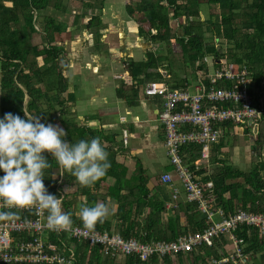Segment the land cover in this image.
I'll use <instances>...</instances> for the list:
<instances>
[{
  "label": "trees",
  "instance_id": "obj_1",
  "mask_svg": "<svg viewBox=\"0 0 264 264\" xmlns=\"http://www.w3.org/2000/svg\"><path fill=\"white\" fill-rule=\"evenodd\" d=\"M201 1L215 5L217 12L210 11L209 17L204 18L200 11ZM67 3L68 0H0V116L7 111L25 116V109L45 123L52 120L58 122L65 128V139L69 141L90 140L95 136L102 138L109 152L111 167L92 186L81 185L51 152L45 150L51 160L44 177L49 192L58 195L54 182L59 176L62 183L74 185V190L64 194L63 198L64 210L72 213V224L113 230L124 237H135L141 241L173 240L187 232L202 231L207 224L204 218L199 217L196 202L180 201L167 209L165 202L170 197L169 188L159 181V176L151 177L138 157H134L133 169L126 176L127 166L116 158L120 150L116 133L92 128L75 120L70 106L73 94L67 91L66 52L59 36L66 31L68 24L53 15V12H66ZM99 5H102V0ZM126 9L136 24L139 36L153 42L174 40L178 43L179 62L187 61L185 63L191 66L195 76L199 71L206 72L204 64L196 67V60L212 56L214 66L219 64V59L234 66L246 65L256 86L264 78V0H126ZM36 11H43V14ZM84 15H74L72 25L87 28L96 37L94 50L107 52V46L99 40L100 32L107 24L95 13L82 23L79 19ZM204 25L214 37L215 44L205 41ZM151 29L155 32L152 33ZM35 34L43 40L33 42ZM165 63L168 76L164 78L156 69ZM126 68L130 71L132 82L128 84L126 78L122 79L116 88L119 96L128 89L136 91V81L143 83L165 79L168 83L173 82L171 87L185 85L186 78H174L169 54L147 51L145 60L129 61ZM216 83L221 84L219 81ZM231 133L229 125L228 131L212 150L210 161L218 165L210 173L202 175L201 180L212 181L215 204L221 206L224 212L236 209L263 211L264 162L260 155L264 142V121L258 125L254 136L257 157L248 170H242L219 157L223 156L222 150ZM124 150V147L121 148L120 153ZM180 152L185 162L192 166L200 155V145H182ZM172 169L169 164L164 170ZM199 171H204V168ZM0 174H3V169H0ZM106 197L115 204L111 217L108 215L102 222L97 221L93 225L86 224L80 216L82 206L99 201L107 204ZM236 232L245 236V231ZM222 239L224 237L216 240L213 246L200 247L197 254H178L175 259L183 264H208L209 258H217L224 253L220 250ZM246 239L245 251L252 249L256 252L264 247V237L257 231H252ZM171 260L169 256L159 259L153 255L146 261L126 256L115 263L110 256L102 255L100 246L89 247L86 241H76L72 264H172Z\"/></svg>",
  "mask_w": 264,
  "mask_h": 264
},
{
  "label": "built area",
  "instance_id": "obj_2",
  "mask_svg": "<svg viewBox=\"0 0 264 264\" xmlns=\"http://www.w3.org/2000/svg\"><path fill=\"white\" fill-rule=\"evenodd\" d=\"M218 62L214 66L212 56L210 60L206 57L196 60V67L204 64L206 72H197V84L192 92L187 80L185 85L176 88L165 79L146 81L142 87L146 96L161 99L157 119L164 134L165 154L173 167L158 175L170 191L165 207L170 209L180 201L196 202L199 217L207 224L202 231L187 232L173 240L141 241L113 230L91 229L79 224H72L67 230H54L48 225L46 210L22 207L13 209L16 215L11 218L0 217V264H72L76 241H86L89 247L100 246L102 255L110 256L115 263L126 256L141 261L153 255L174 259L178 254H197L200 247L213 246L221 237L224 240L220 250L224 253L209 258L208 264H247L250 251H245L246 238L252 231L264 237V210L224 212L215 204L212 181H202L201 176L218 165L210 161L212 150L229 125L236 134L255 136L258 125L264 121V78L256 86L246 65L224 67V59ZM158 72L164 78L168 76L164 70ZM185 144L200 145V155L192 166L180 152ZM202 168L204 171L200 172ZM44 182L47 186L48 182L45 179ZM54 185L63 198L74 190L62 183L61 176ZM0 210H7L3 200H0ZM236 231H245V236Z\"/></svg>",
  "mask_w": 264,
  "mask_h": 264
},
{
  "label": "crops",
  "instance_id": "obj_3",
  "mask_svg": "<svg viewBox=\"0 0 264 264\" xmlns=\"http://www.w3.org/2000/svg\"><path fill=\"white\" fill-rule=\"evenodd\" d=\"M100 1L94 0L91 5H86L85 0H68L66 5V11L68 9L72 11L75 5L80 4L78 11L74 14H85L79 19L82 23L86 21L88 10H96L98 12L94 13L100 16L104 24H107L99 36L100 42L106 43L107 52L101 50L96 52L88 46L87 41L92 38L89 37L91 32L87 28L82 26L77 28L75 24L72 25L73 30L69 29L71 26L66 28L67 35L74 32L79 35L76 40L77 45H69L72 54L76 57L69 59V52L65 50L67 61L65 73L69 76L67 91L73 94L70 106L74 111L75 120L80 124L116 133L120 150L123 147L125 149L121 153L119 150L116 158L127 166L126 176H129L133 169L134 157H138L148 174L154 177L157 175L155 170L160 167L165 169L169 165L163 157L164 134L157 119L161 99L157 96H146L143 93L142 87L145 82L137 83L136 81V91L128 89L122 96L116 93V88L123 78H126L128 84L132 82L129 77L130 71L126 68L129 61L145 60L147 51H152L154 54L162 52L157 51L160 46L154 47L153 44L156 42L138 35L136 25L132 24L133 21L130 20V25H125L121 17L119 23L115 22V17H107L106 8L108 3L112 2L102 0L100 6ZM115 34L118 37L117 41L113 39ZM171 42L175 41L171 40ZM71 63L72 68H69ZM159 70L168 72L166 63L158 66L156 72ZM181 72L180 75L174 73L176 80L186 78V74ZM56 124L59 123L56 122ZM124 134L126 135L125 144L122 141ZM68 185L74 188V185ZM102 190L104 192V189L100 191ZM249 251L250 260L247 264H264V247L256 252L252 249Z\"/></svg>",
  "mask_w": 264,
  "mask_h": 264
},
{
  "label": "clouds",
  "instance_id": "obj_4",
  "mask_svg": "<svg viewBox=\"0 0 264 264\" xmlns=\"http://www.w3.org/2000/svg\"><path fill=\"white\" fill-rule=\"evenodd\" d=\"M24 112L25 116L12 111L0 116V200L7 207L0 210V217L15 216L16 208L35 207L47 211L51 228L67 230L73 223L72 213L64 210L63 197L49 192L44 182L45 170L51 166L45 150L84 186H92L106 175L111 167L109 152L100 136L72 142L65 139L67 132L61 125ZM111 211L106 203L97 202L83 205L80 216L93 225Z\"/></svg>",
  "mask_w": 264,
  "mask_h": 264
},
{
  "label": "rangeland",
  "instance_id": "obj_5",
  "mask_svg": "<svg viewBox=\"0 0 264 264\" xmlns=\"http://www.w3.org/2000/svg\"><path fill=\"white\" fill-rule=\"evenodd\" d=\"M85 1L92 3L94 0L93 1L85 0ZM109 1H111L112 3H108V6L106 8V12H108L107 17H115L116 18L115 22H117V23H119L120 17H121V19L123 20V23L125 25H130V20L132 18L130 17L129 12L126 9V0H109ZM200 4H201L200 5L201 10L200 11H201L204 18L209 17L210 11L215 12V13L217 12V7L215 5L211 6L209 4L202 3V1ZM79 7H80V4L75 5L74 10H72V11L70 9H68L66 12H63V13L53 12V15L57 19L66 21L68 24L67 27L71 26V28H69L71 30L72 29L71 23L73 22V17L75 15L74 13H76L78 11ZM94 12L97 13L98 11L88 10L87 11V17H85V20H87L88 17L91 14H93ZM36 13L43 14V11H38V12L36 11ZM182 22L185 23V20L182 19ZM132 24H133V26L136 25L134 21ZM202 28L204 31L203 33H204L205 41L207 43L215 44V39L212 36L211 32L210 31L208 32V30L206 29V25H204ZM59 36H60V40L64 41L65 50H67L69 52V59L75 58L76 55L72 54V50L70 49L69 45L72 44V45L76 46L77 45L76 40H78L79 35L75 32L71 35H67L64 32V33L60 34ZM118 36H119V33H118ZM89 37L92 38V40L89 39L87 41V44L90 48H93V42L95 41L96 37L93 36V33H90ZM84 38H86V36H84ZM113 39L115 41H117L118 37L116 34L114 35ZM42 40H43V37H39L37 34H35L33 36V42L38 43V42H41ZM216 41H217V39H216ZM103 44L106 45V43H103ZM153 45H154V47L160 46V48L158 47L159 49L157 51H160L163 54L169 53V57L171 59V67H172L171 69L173 71V74L175 73V75H180V71H182L181 74L185 73L186 74V80L190 84L188 88L192 92L194 89V85L197 84V77L194 75V72H193V69L191 68V66L187 65L185 63L187 61H185V62L180 61L179 62L178 54H179L180 49H179L178 43H174L171 41L168 43H163V42L158 41V42H156V44H153ZM166 48H168V49H166ZM92 50L97 52V50H94V48ZM80 53H82V51ZM67 59H68V57H67ZM206 59L210 60L211 56H206ZM223 66L229 67V63L226 62V64H224ZM69 68H72V63H71V67H69ZM66 76L68 79L69 76L67 74H66ZM50 122L56 124L55 120H52ZM227 140H228V142L224 146V149L222 150L223 156L220 154H218V155H220V157H222L224 160H226L227 163H231L232 165H234V166H236L242 170H248L251 166L252 160H254L257 157L256 156L257 155V153H256L257 149H256V146L253 144L254 137L247 135V134L240 135V134H236V133L232 132L231 134L228 135ZM163 157L165 159V162L169 163V160H168L166 154L164 153V150H163ZM260 159L263 160V162H264V142L262 143ZM163 169L164 168L160 167L157 170H155V172L157 173V175H155V176H158L160 174L159 172L160 171L162 172ZM262 174L264 175V170L262 171ZM102 192H103V190H102ZM105 200L108 201L107 205L112 210L109 214V216L111 217V213L113 212V210L115 208L114 202L112 200L108 199V197H106ZM216 219H218V218L216 217ZM171 263L172 264H183V263H180L179 259H175V258L171 260ZM185 263L186 262H184V264Z\"/></svg>",
  "mask_w": 264,
  "mask_h": 264
}]
</instances>
